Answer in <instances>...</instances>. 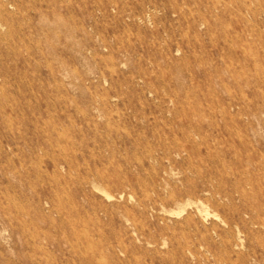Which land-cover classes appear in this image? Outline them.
<instances>
[{
	"label": "rangeland",
	"instance_id": "374dc122",
	"mask_svg": "<svg viewBox=\"0 0 264 264\" xmlns=\"http://www.w3.org/2000/svg\"><path fill=\"white\" fill-rule=\"evenodd\" d=\"M0 264H264V0H0Z\"/></svg>",
	"mask_w": 264,
	"mask_h": 264
}]
</instances>
